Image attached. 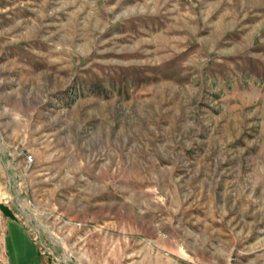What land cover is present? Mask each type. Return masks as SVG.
<instances>
[{"label":"rangeland","instance_id":"374dc122","mask_svg":"<svg viewBox=\"0 0 264 264\" xmlns=\"http://www.w3.org/2000/svg\"><path fill=\"white\" fill-rule=\"evenodd\" d=\"M0 209L53 264H264V0H0Z\"/></svg>","mask_w":264,"mask_h":264},{"label":"crops","instance_id":"0c3cea01","mask_svg":"<svg viewBox=\"0 0 264 264\" xmlns=\"http://www.w3.org/2000/svg\"><path fill=\"white\" fill-rule=\"evenodd\" d=\"M0 264H53L14 212L0 209Z\"/></svg>","mask_w":264,"mask_h":264},{"label":"bare ground","instance_id":"6f19581e","mask_svg":"<svg viewBox=\"0 0 264 264\" xmlns=\"http://www.w3.org/2000/svg\"><path fill=\"white\" fill-rule=\"evenodd\" d=\"M178 18H180V16H178ZM179 22V21H178Z\"/></svg>","mask_w":264,"mask_h":264}]
</instances>
